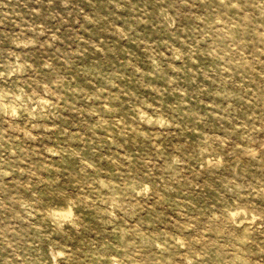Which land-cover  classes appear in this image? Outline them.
I'll return each instance as SVG.
<instances>
[{
  "label": "rangeland",
  "instance_id": "1",
  "mask_svg": "<svg viewBox=\"0 0 264 264\" xmlns=\"http://www.w3.org/2000/svg\"><path fill=\"white\" fill-rule=\"evenodd\" d=\"M0 264H264V0H0Z\"/></svg>",
  "mask_w": 264,
  "mask_h": 264
}]
</instances>
